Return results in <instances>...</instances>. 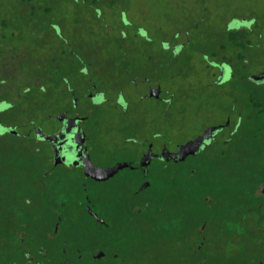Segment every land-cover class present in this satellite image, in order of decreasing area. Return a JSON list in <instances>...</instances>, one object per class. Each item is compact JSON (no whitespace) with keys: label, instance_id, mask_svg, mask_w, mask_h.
<instances>
[{"label":"flooded vegetation","instance_id":"obj_1","mask_svg":"<svg viewBox=\"0 0 264 264\" xmlns=\"http://www.w3.org/2000/svg\"><path fill=\"white\" fill-rule=\"evenodd\" d=\"M162 12L152 28L134 0H0V264H264V183L235 198L233 168L215 161L235 155L245 81L264 85L251 79L264 21ZM197 58L225 118L176 139L155 111L167 122L186 101L203 109L186 83Z\"/></svg>","mask_w":264,"mask_h":264},{"label":"rangeland","instance_id":"obj_2","mask_svg":"<svg viewBox=\"0 0 264 264\" xmlns=\"http://www.w3.org/2000/svg\"><path fill=\"white\" fill-rule=\"evenodd\" d=\"M134 0V7L137 9V16L139 21H145L148 27H157L159 26L158 21L163 12L170 11L174 15L181 14L180 16L184 20L185 17L195 18L201 11L206 14L208 18L217 17L219 20L221 18L230 19V18H254L259 22L264 17V0ZM159 3V4H158ZM216 19V20H218ZM218 20V21H219ZM242 24L243 22L236 21L235 24ZM246 24V22H245ZM248 25V24H246ZM194 68L196 71L190 81L186 83L188 85L195 86V92L200 96L208 97L209 100L205 101L202 106L203 109L198 112L195 108V105L186 101L185 107L186 111L183 115H174L167 122L165 121V116H163L159 110L155 111V122L159 123H168V128L172 129L175 126L181 131L177 133L176 139L182 138L189 134V125L190 124H202L208 121H214L215 123L221 122L225 118V113L222 111L217 112L215 115H211V110L213 107V102L216 103H226L227 98L224 97L222 90L217 87H205L204 82L206 78H209L213 75L214 70L209 68L205 63H203L199 58L195 59L193 62ZM252 71H259L264 66V62L253 63ZM252 67V66H251ZM236 69L239 70V66L236 65ZM242 75L247 74V70H242ZM201 81L203 83H201ZM187 85L183 84L181 87ZM182 89V88H181ZM187 89V88H186ZM194 106V107H193ZM216 108V105H214ZM215 110V109H214ZM213 110V111H214ZM162 125V124H160Z\"/></svg>","mask_w":264,"mask_h":264},{"label":"trees","instance_id":"obj_3","mask_svg":"<svg viewBox=\"0 0 264 264\" xmlns=\"http://www.w3.org/2000/svg\"><path fill=\"white\" fill-rule=\"evenodd\" d=\"M249 19L257 25L264 21V17L259 22L254 18ZM236 65L239 66V70L246 67L243 62L234 63L232 68L234 71L238 70ZM245 85L250 87L251 98L240 130L234 136L235 155L233 158L215 159L217 162L224 160L225 165L233 168L235 198H245L243 193L251 190L246 185L257 186L264 183V171L260 170L264 168V101L259 97V88L264 90V85L259 86L251 81H245Z\"/></svg>","mask_w":264,"mask_h":264},{"label":"water","instance_id":"obj_4","mask_svg":"<svg viewBox=\"0 0 264 264\" xmlns=\"http://www.w3.org/2000/svg\"><path fill=\"white\" fill-rule=\"evenodd\" d=\"M221 70L224 71V68L221 67ZM221 77L219 78L218 82L221 80ZM251 79H253L254 81H262L264 80V71H262L261 73L257 74V75H252ZM217 82V83H218ZM224 126H213L210 127L206 130V132L204 133L203 136L198 137L197 139L193 140V141H189L188 143H186L185 145H183L180 148V151L175 155V160H183L185 157H187L188 155H195L201 151H204L206 149L207 146L210 145L212 139L215 137V135H217L220 131H222ZM151 156H147L144 160H143V164L148 163V161L150 160ZM123 166H125V164H118L117 166L107 169V170H101V169H96L97 171H91V175L94 177H97L99 179H107L111 176H113L118 169L122 168Z\"/></svg>","mask_w":264,"mask_h":264},{"label":"snow or ice","instance_id":"obj_5","mask_svg":"<svg viewBox=\"0 0 264 264\" xmlns=\"http://www.w3.org/2000/svg\"><path fill=\"white\" fill-rule=\"evenodd\" d=\"M4 107H9V105H4ZM69 147L71 146V140H69Z\"/></svg>","mask_w":264,"mask_h":264}]
</instances>
